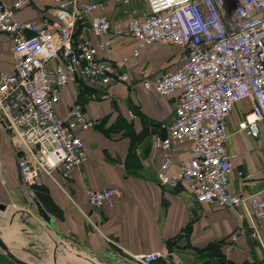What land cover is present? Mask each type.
Instances as JSON below:
<instances>
[{
	"label": "built area",
	"instance_id": "2783aa9c",
	"mask_svg": "<svg viewBox=\"0 0 264 264\" xmlns=\"http://www.w3.org/2000/svg\"><path fill=\"white\" fill-rule=\"evenodd\" d=\"M102 1L125 8V30L113 27L100 11ZM144 1L145 7L138 8L135 0H53L51 15L19 21L16 12L31 0H0V35L10 39L14 57L12 71H0V113L21 151V181L30 188L45 176L66 192L58 177L67 182L86 160L83 134L96 120L87 116L81 99L71 102L65 115L56 109L69 82L88 88L86 99L93 101L106 100L112 85L140 82L147 91L175 99L171 121L159 124L162 131L153 137L160 177L183 185L199 203L242 210L250 236L262 243L258 226H264V190L230 191L233 167L226 143L237 102L251 100L238 129L257 137L264 122V0ZM78 27L97 41L76 38ZM118 36L134 43L128 54L114 58ZM155 43L180 48L175 69L159 75L146 66L132 70L131 60ZM128 115L137 116L131 110ZM180 146L188 156L175 159ZM122 196L117 186L86 191L94 210L112 207ZM237 238L229 236L232 242ZM162 255L151 251L133 259L153 264Z\"/></svg>",
	"mask_w": 264,
	"mask_h": 264
},
{
	"label": "crops",
	"instance_id": "0c3cea01",
	"mask_svg": "<svg viewBox=\"0 0 264 264\" xmlns=\"http://www.w3.org/2000/svg\"><path fill=\"white\" fill-rule=\"evenodd\" d=\"M52 7L53 0H31L28 7L16 12L15 18L35 20L51 15ZM100 11L109 15L113 27H118L108 6ZM75 35L97 41L82 27H78ZM114 43L113 57L117 58L128 54L134 42L118 36ZM150 46L141 51L139 58L131 60L132 70L143 66L139 62ZM175 48L179 55L180 48ZM13 65L11 41L0 35V71L10 72ZM176 65L177 62L171 70ZM87 93L89 89L84 85L69 82L56 105L58 113L65 115L70 103L81 99L87 116L96 120L94 128L83 134L85 162L72 172L67 182L58 177L66 192L45 176L30 188L23 185L17 168L21 151L14 145L0 113V210L13 212L9 221L0 215V227L6 240L3 239L15 253L22 256L25 245L17 239L19 228L25 236L33 233L38 240L58 236L66 248L76 251L81 248L84 252L75 251L74 255L91 261L90 256L95 260H113V264H138L133 256L161 251L162 257L153 264H264V226H258L262 240L259 243L250 236V222L242 210L199 203L183 185L160 177L159 151L153 137L161 133L162 123L171 121L173 97L147 91L140 82L110 86L106 100H87ZM250 106V99L237 102L227 123L226 148L233 167L229 189L240 194L264 190V122L260 123L257 137L238 129ZM129 110L136 113V118L129 117ZM151 122L157 125L151 126ZM185 156L188 151L184 146L175 148V159ZM238 171L243 175L239 176ZM106 186L119 187L123 196L112 207L90 209L87 189ZM29 194L37 196L52 217L50 229L34 216ZM27 213L32 216L23 222L21 214ZM27 223L35 225L26 227ZM234 233L238 238L232 242L229 236ZM32 246L40 245L36 242ZM0 264L4 262L0 260Z\"/></svg>",
	"mask_w": 264,
	"mask_h": 264
},
{
	"label": "rangeland",
	"instance_id": "374dc122",
	"mask_svg": "<svg viewBox=\"0 0 264 264\" xmlns=\"http://www.w3.org/2000/svg\"><path fill=\"white\" fill-rule=\"evenodd\" d=\"M102 4L104 6H108L109 9L113 12V15H115V24L118 27H121L125 30L126 22L128 18V13L125 10V8L113 2L102 1ZM133 6L138 7V8H144L145 1L135 0ZM177 54L178 53H177V49L175 48V46L166 45V44H155V45L150 46L147 49V51L144 52L143 57L139 63L143 66L144 65L149 66V68L154 72L162 73L164 71H167L169 69L171 70L173 68V66L177 62V58H178ZM35 197L37 198V196L29 194V198H31L30 205H31V208L33 209L34 216L50 229L49 225L42 218H40L38 214L37 207L33 201ZM37 200L39 201L38 198ZM12 213L11 212L2 213V211L0 210V215L5 216L4 219L8 221L13 217ZM31 216L32 215L30 213L21 214L22 221L26 222L25 220L26 219L28 220ZM30 224L32 226L35 225L32 223H27L26 227L30 226ZM22 231L23 229H19V228L16 229V232H17L16 234L18 235L17 239L19 241L22 240V242H24L25 245L22 248L23 255L27 256L28 260L34 264H113V260H110V259H108L107 261H101L99 259L95 260L93 259V257L90 256V258H92V261H91L86 258L84 259L79 254L74 255V252L76 250L71 249V248H66V246H63L58 236H53L51 238L44 236L42 240H40L41 238L38 240L39 237H36L35 235H33V233H28V234L26 233V236H25ZM3 234H4L3 230L0 227V236L5 239ZM36 242H38V246L39 245L40 246L35 248L32 246V244ZM7 245L10 247V244H7ZM76 252L81 254L83 251L80 248V249H77ZM0 260L4 262V264H14L11 260L8 259L6 255L3 254L2 250H0Z\"/></svg>",
	"mask_w": 264,
	"mask_h": 264
},
{
	"label": "water",
	"instance_id": "95a60500",
	"mask_svg": "<svg viewBox=\"0 0 264 264\" xmlns=\"http://www.w3.org/2000/svg\"><path fill=\"white\" fill-rule=\"evenodd\" d=\"M151 126L157 125L155 122L150 123ZM40 218H42L48 225L53 226V219L52 217L46 213V211L42 208L37 198L33 199ZM0 250H2L3 254L8 257L14 264H34L30 262L27 256L18 255L15 253L5 242V240L0 236Z\"/></svg>",
	"mask_w": 264,
	"mask_h": 264
}]
</instances>
